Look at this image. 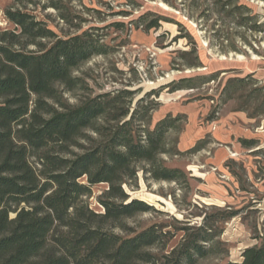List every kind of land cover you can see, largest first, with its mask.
I'll use <instances>...</instances> for the list:
<instances>
[{
  "label": "trees",
  "instance_id": "trees-1",
  "mask_svg": "<svg viewBox=\"0 0 264 264\" xmlns=\"http://www.w3.org/2000/svg\"><path fill=\"white\" fill-rule=\"evenodd\" d=\"M230 1L233 13L242 16L238 24L264 31V23L251 25L254 9L242 0ZM6 16L15 28H0V264H199L220 252L216 238L223 229L207 221L197 229L183 228L172 246L177 233L158 224L138 231L126 223L153 210L125 190L124 184L137 176V163L147 162L155 180L185 177L182 169L168 168L159 158L182 115L169 114L151 129L158 103L144 104L142 97L132 107L134 92L128 89L67 101L64 92L82 83L74 70L103 54L104 45L89 31L61 37L21 9H8ZM161 20L166 19H152L148 28H160ZM177 63L201 67L197 46L185 50ZM253 75L230 78L226 89L253 83ZM217 76L182 77L160 91L194 90ZM154 93L159 94L147 96ZM241 142L255 146L258 140ZM100 183L108 189L98 198L103 211L96 212L87 199ZM236 215L230 211L223 220ZM256 238L259 242L242 252V261L227 264H264V236Z\"/></svg>",
  "mask_w": 264,
  "mask_h": 264
},
{
  "label": "rangeland",
  "instance_id": "rangeland-1",
  "mask_svg": "<svg viewBox=\"0 0 264 264\" xmlns=\"http://www.w3.org/2000/svg\"><path fill=\"white\" fill-rule=\"evenodd\" d=\"M242 1L257 13L251 25L264 23V0ZM230 2L34 0L19 4L0 0L2 29L15 28L8 21L7 10L21 9L61 37L89 31L104 45L103 54H96L74 70L82 83L76 90L64 92L67 101L75 104L98 93L116 94L128 89L134 92L132 107L142 97L144 104L158 103L152 112L151 129L169 114L182 115L179 127L167 134V152L160 153L159 158L168 168L182 169L185 177L179 181L155 180L147 162L137 163V176L124 184L125 190L130 198L147 201L153 210L126 223L138 231L158 224L177 233L179 237L169 246L188 226L197 229L207 221L223 229L216 238L221 241L220 252L199 264L242 261L244 249L257 244L258 235L264 236V31L238 24L242 16L233 13L235 5ZM159 16L166 19L161 20V27L149 29L148 24ZM43 42L49 43L48 39ZM196 46L203 65L183 68L177 63L179 56ZM213 73L218 76L199 83L197 89L160 91L182 77ZM253 73L257 79L253 83L226 89L230 78ZM152 91L159 94L147 96ZM135 123L140 122L136 119ZM241 138L258 143L244 146ZM107 189L100 183L87 199L96 212L103 211L98 198ZM230 211L237 215L224 221L223 215Z\"/></svg>",
  "mask_w": 264,
  "mask_h": 264
}]
</instances>
